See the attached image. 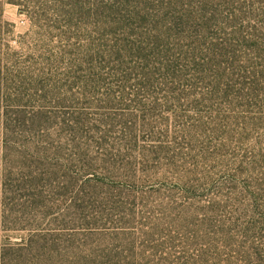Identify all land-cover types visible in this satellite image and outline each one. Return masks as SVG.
Returning a JSON list of instances; mask_svg holds the SVG:
<instances>
[{"label":"rangeland","instance_id":"obj_1","mask_svg":"<svg viewBox=\"0 0 264 264\" xmlns=\"http://www.w3.org/2000/svg\"><path fill=\"white\" fill-rule=\"evenodd\" d=\"M0 264H264V0H0Z\"/></svg>","mask_w":264,"mask_h":264},{"label":"trees","instance_id":"obj_2","mask_svg":"<svg viewBox=\"0 0 264 264\" xmlns=\"http://www.w3.org/2000/svg\"><path fill=\"white\" fill-rule=\"evenodd\" d=\"M255 45H256V43H255Z\"/></svg>","mask_w":264,"mask_h":264}]
</instances>
